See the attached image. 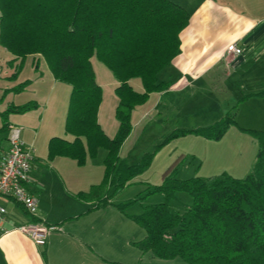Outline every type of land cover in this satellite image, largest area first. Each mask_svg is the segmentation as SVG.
I'll list each match as a JSON object with an SVG mask.
<instances>
[{
	"label": "trees",
	"instance_id": "16d2710c",
	"mask_svg": "<svg viewBox=\"0 0 264 264\" xmlns=\"http://www.w3.org/2000/svg\"><path fill=\"white\" fill-rule=\"evenodd\" d=\"M189 13L171 0H0V46L12 59L11 79L21 71L27 57L44 60L54 80L70 87L65 133L47 145L48 159L66 157L78 166L103 149V176L89 190L74 198L92 205L90 210L113 206L121 213L138 201L117 204L113 198L151 164L158 149L168 142L197 135L221 139L236 125L233 107L206 127L173 130L156 149L134 165L119 155L132 131L133 110L152 93L169 84L158 81L160 71L180 53L181 31ZM92 59L101 63L117 85L112 137L98 123L103 90L96 80ZM140 81L136 90L131 81ZM24 81L12 88L21 92ZM264 97V91L244 96ZM37 105H9L1 116L0 132L9 130V113H26ZM257 143L252 171L244 178L226 172L211 177L179 180L175 172L162 183L147 187L148 195L161 194L163 202L146 205L128 216L145 232L135 243L141 252L158 259L181 258L185 264H264V130H248ZM186 193L192 204L180 211L170 201ZM36 221V220H34Z\"/></svg>",
	"mask_w": 264,
	"mask_h": 264
},
{
	"label": "crops",
	"instance_id": "0c3cea01",
	"mask_svg": "<svg viewBox=\"0 0 264 264\" xmlns=\"http://www.w3.org/2000/svg\"><path fill=\"white\" fill-rule=\"evenodd\" d=\"M171 1L182 6L189 13L190 19L179 35V55L158 74V81L168 83L169 88L153 93L161 98L165 97L166 112L171 110L170 99L173 97L178 98L185 93L195 96L201 92L222 91L230 92L235 97L230 103H223L222 106L225 107L222 114L225 115L241 97L264 91V0ZM230 44L241 48V54L227 53L226 48ZM31 59L32 64L36 63L38 67L41 58ZM46 68L48 69L47 65ZM48 73L46 79L51 86L46 99L42 101L43 106H37L39 112L35 110L28 116L14 117L16 125L9 123L10 126L21 129L23 142L33 146L34 160L27 188L36 197L38 205L36 216L31 217L13 201L0 199V206L6 210L0 224V264H105L106 259L111 256L110 249L116 247L118 228L123 221L122 213L111 205L90 210L91 204L74 198L78 192L87 191L92 185L99 183L103 172L77 170L75 161L70 162L66 157L48 159L47 144L51 138H70L62 136L65 132L68 101L67 106L65 103L63 126L57 123L54 126H44L47 106L61 99L66 90L70 94L68 85L65 84L67 88L59 86L60 82L54 80L49 69ZM116 85L117 83L114 86ZM26 88L22 93L28 91ZM34 94L30 99L22 101L13 98L7 102V106L41 103V94ZM103 100L102 98L97 117L105 132L100 117L108 125L110 113L104 108ZM116 104L117 100L112 109L114 120ZM238 106H247L249 110L259 107L263 114L259 119L264 126V97H250L242 100ZM29 115L37 116L38 122L31 124V118L27 119ZM237 116L239 119L240 116ZM239 124L242 128L247 127L242 122ZM111 128L115 134L117 123L115 128L111 124ZM241 134L245 135L243 132ZM106 135L109 136L107 133ZM7 149L8 147L4 148L0 144V157ZM254 162L255 158L249 166H244L247 172L252 170ZM31 220L57 227L48 235L42 247L36 246L29 237L16 230L19 225Z\"/></svg>",
	"mask_w": 264,
	"mask_h": 264
},
{
	"label": "rangeland",
	"instance_id": "374dc122",
	"mask_svg": "<svg viewBox=\"0 0 264 264\" xmlns=\"http://www.w3.org/2000/svg\"><path fill=\"white\" fill-rule=\"evenodd\" d=\"M11 59L12 55L0 46V128L3 123L1 114L8 109V101L13 98H17V101H22V99H30L34 93L36 95L41 94V103L34 102L41 107L43 106L42 101L46 99L51 86L47 83L46 75H49V73L43 59H40L38 67H36V63L32 64L31 57H27L15 79L10 78L14 72V68L9 65ZM92 65L96 73V80L103 90V106L110 113L108 125L103 123L102 116L100 121L105 132L112 136L114 132L111 124H113L114 128L116 125V121L112 116V109L116 102V96L113 92L116 81L111 73L97 60L92 59ZM41 73L44 74L40 76ZM25 79L29 80V86L26 88L27 92L22 93V91L15 92L12 90L13 86L15 87ZM131 84L136 90L141 91L142 87L139 80L134 79ZM59 86L67 88L62 83H59ZM202 93L195 96L185 93L178 98H171V108H169L171 110L169 112H166L167 110L164 106L165 97L161 98L159 95L152 93L144 104L137 106L133 110L131 115L132 131L120 149V157L136 165L145 153L154 151L157 146L162 144L173 130L206 127L215 123L223 115L222 111L225 107L222 106L223 103L227 101L230 103L235 99L230 92L213 91L214 94L210 92ZM62 99L63 102L61 101ZM68 99L69 93L66 90L61 99L47 106L44 116L45 127L54 126L55 123L63 126L65 123L63 119L65 103L67 106ZM241 101L242 97L238 102L234 103V110L232 109L233 107L230 108V111L233 110L235 113L236 125L229 129L228 134L226 133L221 139L215 141L207 140L197 135H188L168 142L158 149L149 167L140 176L134 178L129 186L115 195L113 202L117 204L127 203L136 197L140 199L128 205L125 208V212L122 213L121 218L123 221L118 228L116 247L110 249L111 256L106 259L105 264H185L179 257L165 260L153 257L151 252H141L135 246V243L144 238L145 232L128 216L140 214L143 206L163 202L161 194L148 195L146 190L147 187L162 183L172 172H175V176L179 180H185L193 177L216 176L223 172L235 178H244L252 171L247 172L244 166H249L253 162L257 152V143L248 130H264V126L259 119V116L263 114L259 107L251 110L247 106L237 107ZM219 106L223 108H219ZM35 110L39 112V107L26 113H9L8 122L16 125L13 122L14 117L28 116ZM237 115L240 116L239 119H237ZM29 118H31L29 121H33L31 124L38 122L37 116L29 115L27 119ZM240 122L247 127H240ZM24 125L26 124H22V126ZM241 132L245 133V135L241 134ZM63 135L68 137L65 132H63ZM6 138L7 132H0V144L4 148L8 147ZM24 144L26 143L24 142ZM26 145L29 146L28 144ZM104 157L105 151L100 149L95 158L87 159L85 165L78 166L75 162L76 166H74L77 170H82V172H103ZM70 160L72 159L69 158ZM191 204V197L186 193H176L170 201V205L173 208L180 209V211L187 209Z\"/></svg>",
	"mask_w": 264,
	"mask_h": 264
},
{
	"label": "built area",
	"instance_id": "2783aa9c",
	"mask_svg": "<svg viewBox=\"0 0 264 264\" xmlns=\"http://www.w3.org/2000/svg\"><path fill=\"white\" fill-rule=\"evenodd\" d=\"M227 53L239 55L242 50L236 44L226 48ZM8 149L0 157V199L6 198L17 205L31 217L37 214L38 201L27 188L30 182V172L34 160V150L21 140V129L10 126L7 134ZM6 210L0 206V224L3 222ZM57 229L54 225L31 220L16 227L21 234L29 237L32 242L42 247L48 235Z\"/></svg>",
	"mask_w": 264,
	"mask_h": 264
}]
</instances>
